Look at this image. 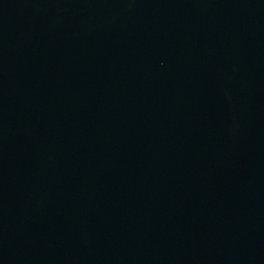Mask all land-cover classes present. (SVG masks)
<instances>
[{
  "label": "water",
  "instance_id": "obj_1",
  "mask_svg": "<svg viewBox=\"0 0 264 264\" xmlns=\"http://www.w3.org/2000/svg\"><path fill=\"white\" fill-rule=\"evenodd\" d=\"M0 264H264V0H0Z\"/></svg>",
  "mask_w": 264,
  "mask_h": 264
}]
</instances>
